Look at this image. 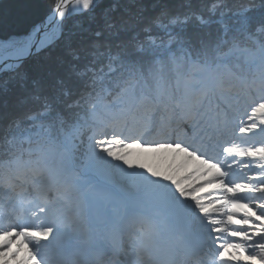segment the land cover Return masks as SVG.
Here are the masks:
<instances>
[{"label":"snow or ice","instance_id":"1","mask_svg":"<svg viewBox=\"0 0 264 264\" xmlns=\"http://www.w3.org/2000/svg\"><path fill=\"white\" fill-rule=\"evenodd\" d=\"M0 193V264H264V0L0 8Z\"/></svg>","mask_w":264,"mask_h":264},{"label":"trees","instance_id":"2","mask_svg":"<svg viewBox=\"0 0 264 264\" xmlns=\"http://www.w3.org/2000/svg\"><path fill=\"white\" fill-rule=\"evenodd\" d=\"M22 2V0H0V8L8 9L12 5ZM254 2L258 5L259 0H254ZM39 3L42 5L51 4L53 0H39Z\"/></svg>","mask_w":264,"mask_h":264},{"label":"bare ground","instance_id":"3","mask_svg":"<svg viewBox=\"0 0 264 264\" xmlns=\"http://www.w3.org/2000/svg\"><path fill=\"white\" fill-rule=\"evenodd\" d=\"M71 7H72V4L70 3V4H69V8H71Z\"/></svg>","mask_w":264,"mask_h":264},{"label":"rangeland","instance_id":"4","mask_svg":"<svg viewBox=\"0 0 264 264\" xmlns=\"http://www.w3.org/2000/svg\"><path fill=\"white\" fill-rule=\"evenodd\" d=\"M0 196H2V193H0Z\"/></svg>","mask_w":264,"mask_h":264}]
</instances>
